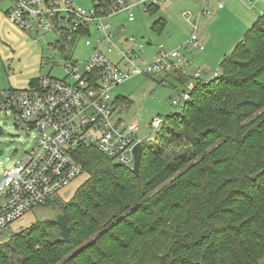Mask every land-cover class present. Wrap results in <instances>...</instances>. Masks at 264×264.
<instances>
[{
  "label": "trees",
  "instance_id": "trees-1",
  "mask_svg": "<svg viewBox=\"0 0 264 264\" xmlns=\"http://www.w3.org/2000/svg\"><path fill=\"white\" fill-rule=\"evenodd\" d=\"M217 73L205 81L176 73L194 87L150 144L141 141L138 177L96 147L81 148L88 177L69 201L44 205L63 213L69 242L52 219L36 221L0 243V264H260L264 11ZM115 98L123 109L131 102Z\"/></svg>",
  "mask_w": 264,
  "mask_h": 264
},
{
  "label": "built area",
  "instance_id": "built-area-1",
  "mask_svg": "<svg viewBox=\"0 0 264 264\" xmlns=\"http://www.w3.org/2000/svg\"><path fill=\"white\" fill-rule=\"evenodd\" d=\"M7 1L5 17L13 28L34 40L46 32H55L58 43L65 44L66 53L70 54L68 59L81 39L85 46L92 47L91 55L80 65L76 61L66 64L70 70L63 79L39 76L34 84L24 88L0 91V111H10L16 127L35 132L31 149L6 167L0 177V233L6 231L9 235L8 227L12 223L32 209L44 206L85 173L83 163L77 158L81 148L96 147L114 161L132 168L133 147L142 141L136 134L139 125L136 120L124 122L120 115L124 104H117L111 95L112 89L134 76L178 71L184 74L181 67L188 59L182 51L192 47L200 52L204 44L196 32L197 25L192 23L194 16L190 11H184L182 16L191 21L194 32L179 48L166 50L158 44L150 60H142L139 52H144L143 44H137L134 36L124 39L125 48L115 44L106 18L124 13L131 22L134 7L140 5L147 11L165 0H95L88 8L71 0ZM247 1L252 4L256 0ZM224 2L206 0L198 16L212 13L210 3L222 9ZM63 31L68 32L65 39L61 38ZM122 31L124 27L119 26L118 32ZM92 34L95 37L90 39ZM112 53L116 58H110ZM200 73L197 70L192 78H198ZM217 74L214 72L213 76ZM193 87L194 81H188L172 103L188 99V91ZM161 124V118H154L150 123L156 130Z\"/></svg>",
  "mask_w": 264,
  "mask_h": 264
},
{
  "label": "rangeland",
  "instance_id": "rangeland-1",
  "mask_svg": "<svg viewBox=\"0 0 264 264\" xmlns=\"http://www.w3.org/2000/svg\"><path fill=\"white\" fill-rule=\"evenodd\" d=\"M71 1L84 8L92 6L95 2V0ZM204 1L206 2V0H165L157 9L149 11L142 10L139 5L134 7L133 21L128 22L126 15L120 13L106 18L105 22L111 25L110 30L114 34L116 45L125 48L127 45L124 39L134 36L137 44H143L144 52H139L140 59L150 60L156 51V45L162 44L166 50H170L179 48L188 41L194 30L191 21L187 22L182 12L190 11L194 16L192 23L197 25L196 32L199 35L205 34V47L202 52L192 47L182 51L189 63L182 65L181 70L184 71V76L192 78L200 69L199 79L205 81L212 78L214 72H221L224 57L233 51L235 45L244 38L246 31L264 11V3L259 2L260 0L252 4L247 0H227L223 11L216 15L213 12L200 17L197 12L201 11ZM255 3H257L256 6H254ZM7 5V0L1 2V7ZM246 13L251 18L249 25L243 23L242 18L246 16ZM157 20L162 22V26L159 25L160 28L157 25L153 27ZM119 26L124 27V31L118 32ZM10 30L16 39L0 38V91L10 86L24 88L29 80L39 76L50 75L63 79L67 77L70 70L66 67L67 63L76 61L80 65V62L85 61L92 53V47L85 46L81 39L74 51L71 50V57L64 58L63 52L59 49V43L55 45L58 39L55 32H46L34 40L29 34L13 27ZM94 37V34L89 36L90 39ZM147 42L150 44L148 45ZM115 55V53L110 54V58H116ZM185 86L176 73L134 76L114 87L111 95L131 100L125 109H121L120 115L125 123L137 121L139 125L137 137L146 142L145 145H149L148 140L153 139L156 132V129L150 125L151 121L154 118L165 119L171 112L181 109L183 101L173 104L172 100L182 93ZM34 136V131L16 127L14 116L10 111H0V148L3 152H8L7 155L0 157V177L6 167L31 149L35 141ZM87 177L86 173L82 174L62 188L52 199L63 203L69 201L74 196L76 188ZM55 211L50 206L34 209L12 223L8 231L17 232L36 221L53 219ZM7 238L6 231L0 233V243ZM81 245V243L77 244L76 250L83 246Z\"/></svg>",
  "mask_w": 264,
  "mask_h": 264
},
{
  "label": "crops",
  "instance_id": "crops-1",
  "mask_svg": "<svg viewBox=\"0 0 264 264\" xmlns=\"http://www.w3.org/2000/svg\"><path fill=\"white\" fill-rule=\"evenodd\" d=\"M3 1V0H2ZM189 1H191V0H189ZM225 2H224V6H223V8L222 9H218L213 3V5L211 4V5H209V7L211 6L212 8H210V9H212V14H213V12H214V14L216 15L217 13H219L220 11H223L224 10V8H225V6H226V2H228L227 0H224ZM257 1H259V0H257ZM94 1H92V3H93ZM259 2H261V3H264V0H260ZM259 2H257V3H259ZM196 3V2H195ZM257 3H255V5L254 6H256L257 5ZM203 4H205V1L203 2ZM195 5V4H194ZM159 6V5H158ZM7 7H8V5L6 6V7H1V3H0V38H4V39H16V36L11 32V25L7 22V20H6V17H5V10L7 9ZM203 8V7H202ZM255 10V9H254ZM185 11H187V10H185ZM184 12V11H183ZM182 12V13H183ZM200 12V11H199ZM199 12H197V15L199 14ZM246 16H244L242 19H243V23H244V25H249V23H251L250 22V20H251V18H250V16H249V14L248 13H246L245 14ZM200 17L201 16H203V15H199ZM253 22H254V20H253ZM252 22V23H253ZM120 25H123V24H120ZM15 29V28H14ZM24 35V34H23ZM201 37H202V42H203V44L205 43V34H202V35H200ZM147 43H150V42H147ZM204 47H205V44H204ZM177 48V47H176ZM172 49H175V48H172ZM197 52V51H196ZM199 52V51H198ZM200 52H202V51H200ZM188 63H189V60H188ZM11 87V86H10ZM13 88H16V87H13Z\"/></svg>",
  "mask_w": 264,
  "mask_h": 264
},
{
  "label": "water",
  "instance_id": "water-1",
  "mask_svg": "<svg viewBox=\"0 0 264 264\" xmlns=\"http://www.w3.org/2000/svg\"><path fill=\"white\" fill-rule=\"evenodd\" d=\"M133 153H134V163H133V166L130 170L136 177H138L139 176V166H140V162H141V154H142L141 143H137L133 147ZM7 154H8V152H3V149L0 148V157H3ZM52 220L55 224H57L60 227V229L62 231V235H63V240L65 242H69V240H70L69 228L65 222L63 213L61 211H56L54 218Z\"/></svg>",
  "mask_w": 264,
  "mask_h": 264
}]
</instances>
